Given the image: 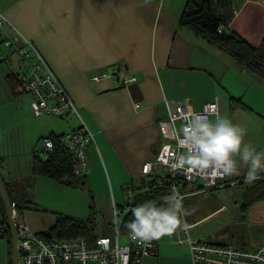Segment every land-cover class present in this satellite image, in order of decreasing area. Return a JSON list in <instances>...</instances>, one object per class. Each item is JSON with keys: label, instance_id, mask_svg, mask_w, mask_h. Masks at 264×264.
Wrapping results in <instances>:
<instances>
[{"label": "crops", "instance_id": "obj_1", "mask_svg": "<svg viewBox=\"0 0 264 264\" xmlns=\"http://www.w3.org/2000/svg\"><path fill=\"white\" fill-rule=\"evenodd\" d=\"M186 1L0 0V11L10 23L6 33L31 42L95 133L96 143H87V181L93 204L89 214L96 220L113 218V205H127L128 187L140 197L143 165L155 160L163 144L173 142L169 115L180 105L199 111L217 100L219 113L246 130L245 142L257 151L264 148V78L181 28ZM234 3L227 28L259 46L264 0ZM117 66L137 80L125 86L115 77L90 79ZM81 118L69 113L63 117L64 129L42 130L50 129L48 135L70 132L81 126ZM246 172L241 166L239 175L225 176L220 184H247L256 194L264 193V173L246 183ZM194 187L198 185L191 183L186 189Z\"/></svg>", "mask_w": 264, "mask_h": 264}, {"label": "built area", "instance_id": "obj_2", "mask_svg": "<svg viewBox=\"0 0 264 264\" xmlns=\"http://www.w3.org/2000/svg\"><path fill=\"white\" fill-rule=\"evenodd\" d=\"M6 24L10 25L4 14L0 12V29ZM5 45L9 46L12 54L18 56L17 72L20 84L17 91L32 95L30 105L34 115L64 117L73 113L81 118L78 108L63 84L28 39L23 37L20 41V37L17 36L7 37ZM108 77L120 79L121 85L125 86L137 80L136 75L131 74L127 68L122 66H117L110 72L93 74L90 79L98 81ZM217 111L219 112V104L216 100L206 102L199 111H189L184 105H180L170 112L173 142L163 144L155 160L143 165L144 179L149 187L166 188V177L170 176L173 182L168 195L176 190L184 199L191 194L221 187L220 180L225 176H205L198 171L190 172L185 167H174L177 163L183 164L180 155L185 151V146L180 143L183 138L180 129L186 125V118L194 113L211 119L214 116L212 114ZM81 120L82 124L79 128L62 134L60 143L69 153L71 160L77 164L75 175L86 177L90 173L87 143H96V138L95 133L82 118ZM49 141L45 139L43 144L44 155L54 152L53 142L50 141L53 146L51 149L46 146ZM155 167H160L162 170L157 171ZM183 183L188 185L196 183L200 188L198 190L183 189ZM147 189L148 187L145 191ZM126 193L128 195L127 205L121 209L114 205L113 208V212L117 211L116 217L113 216L111 220L114 236L99 234L93 244L83 237L47 240L34 233L25 215L20 214L12 205L11 210L18 235L19 264H142L144 257L158 256L160 240L152 241L149 246H142L130 239L128 231L124 232L123 225L126 217L132 213L131 209L134 206L142 203L135 202V192L132 188H127ZM163 198L159 202H163ZM116 219L119 223H116ZM182 219L186 220L185 216ZM189 225L191 228L187 232L177 230L170 238L176 243L189 245L192 264H264V242L257 248H247L196 240L191 235L194 224ZM122 236L127 237L125 243L121 241ZM81 254L87 256V259H82Z\"/></svg>", "mask_w": 264, "mask_h": 264}, {"label": "rangeland", "instance_id": "obj_3", "mask_svg": "<svg viewBox=\"0 0 264 264\" xmlns=\"http://www.w3.org/2000/svg\"><path fill=\"white\" fill-rule=\"evenodd\" d=\"M1 54L9 58L0 66V148L3 157L0 174L6 182L11 181L12 205L21 210L32 231L39 235L60 217L88 218L93 204L87 186H73L32 172L33 154L44 157L42 147L51 132L50 129L43 131V127L59 132L67 121L56 116L35 117L30 107V94L9 92L4 76L18 70V56L10 55L4 45ZM255 189L247 184L227 183L187 196L183 205L190 213L185 216L186 222L194 223L192 237L251 248L261 245L264 242V193L256 194ZM0 219H3L1 212ZM111 220L110 216L97 219V232L114 236ZM0 231V264H9L7 235ZM121 241L125 243L127 237L122 236ZM159 254V257L153 256L156 258L143 259L142 264H191L189 245L176 243L167 236L160 239Z\"/></svg>", "mask_w": 264, "mask_h": 264}, {"label": "trees", "instance_id": "obj_4", "mask_svg": "<svg viewBox=\"0 0 264 264\" xmlns=\"http://www.w3.org/2000/svg\"><path fill=\"white\" fill-rule=\"evenodd\" d=\"M235 11L234 0H187L179 19V26L189 31L194 36L201 38L206 43L215 46L222 53L238 63L242 68L248 70L256 76L264 78V40L259 46H253L238 33L228 29L227 27L231 23ZM5 26H7V24L0 29V66L5 62V59L9 58H5L1 54L2 45L6 46L8 53L12 55L9 50V46L5 45V40L7 37H13V35L6 33ZM221 27L222 30L220 31ZM18 77L17 70L7 72L4 76L7 88L13 95L20 94V92L17 91L20 84ZM61 136L62 134L51 133L45 137V139L53 142L54 152L44 155L43 158L37 153L33 154L31 163L32 172L49 179L59 180L66 184H71L73 186H87L90 191L87 176L77 177L75 175L77 164L71 160L69 153L61 145ZM3 181L11 201V191L9 190L10 183L6 182L4 179ZM166 182V188L149 187L144 179V186L141 189L143 192L140 193L141 195L139 198L134 197L135 202L144 203L145 201L152 200L162 203L161 201L159 202V200L171 192V184L173 181L170 176L166 177ZM187 186L188 184L186 183L182 184L183 189H186ZM147 187L148 189L145 191V188ZM199 188L200 187H194L195 190H198ZM16 210L20 214H23L18 208ZM0 212L3 218L0 219V230H2V233L5 232L7 235L8 262L11 264L10 232L5 222V211L1 200ZM132 219L133 215L130 213L125 219L123 228ZM127 231L128 230L125 227L124 232L126 233ZM99 234L104 233L97 232V222L95 216L90 214V216L85 219L60 217L56 220L53 226L43 232L40 236L47 240H66L83 237L86 238L90 244H93Z\"/></svg>", "mask_w": 264, "mask_h": 264}, {"label": "clouds", "instance_id": "obj_5", "mask_svg": "<svg viewBox=\"0 0 264 264\" xmlns=\"http://www.w3.org/2000/svg\"><path fill=\"white\" fill-rule=\"evenodd\" d=\"M212 115L214 120L194 113L186 118V125L180 129L183 137L180 143L185 146L180 155L183 164L177 163L174 167H185L205 176H232L239 175L240 167L244 166L246 183L259 179V174L264 173V151H257L245 142L243 127L218 111ZM46 146L53 147L50 141ZM183 200L179 191L173 190L162 203L149 200L134 206L133 219L125 225L130 239L138 245L149 246L152 241L173 236L177 230L187 232L191 225L182 217L190 213L184 208ZM116 215L114 210V218ZM81 258L86 260L87 256L81 254Z\"/></svg>", "mask_w": 264, "mask_h": 264}, {"label": "water", "instance_id": "obj_6", "mask_svg": "<svg viewBox=\"0 0 264 264\" xmlns=\"http://www.w3.org/2000/svg\"><path fill=\"white\" fill-rule=\"evenodd\" d=\"M0 200L5 211V222L10 232V244H11L10 262L11 264H19V256L17 251L18 235L11 210L12 203L10 201L5 183L1 175H0Z\"/></svg>", "mask_w": 264, "mask_h": 264}]
</instances>
